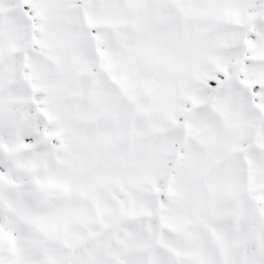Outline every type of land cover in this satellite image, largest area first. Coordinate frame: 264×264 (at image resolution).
<instances>
[{
	"label": "snow or ice",
	"instance_id": "snow-or-ice-1",
	"mask_svg": "<svg viewBox=\"0 0 264 264\" xmlns=\"http://www.w3.org/2000/svg\"><path fill=\"white\" fill-rule=\"evenodd\" d=\"M0 264H264V0H0Z\"/></svg>",
	"mask_w": 264,
	"mask_h": 264
}]
</instances>
